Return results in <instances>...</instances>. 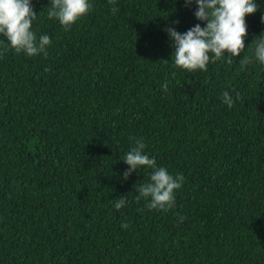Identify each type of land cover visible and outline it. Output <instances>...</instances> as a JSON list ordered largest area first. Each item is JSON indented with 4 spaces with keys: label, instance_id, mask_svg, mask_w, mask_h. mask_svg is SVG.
<instances>
[{
    "label": "trees",
    "instance_id": "obj_1",
    "mask_svg": "<svg viewBox=\"0 0 264 264\" xmlns=\"http://www.w3.org/2000/svg\"><path fill=\"white\" fill-rule=\"evenodd\" d=\"M89 2L65 30L32 0L47 56L0 35V264H264V65L239 63L264 33V0L240 56L194 72L174 66L165 31L203 27L194 2ZM224 91L241 99L229 108ZM141 138L184 177L169 210L135 198L151 169L123 178Z\"/></svg>",
    "mask_w": 264,
    "mask_h": 264
},
{
    "label": "clouds",
    "instance_id": "obj_2",
    "mask_svg": "<svg viewBox=\"0 0 264 264\" xmlns=\"http://www.w3.org/2000/svg\"><path fill=\"white\" fill-rule=\"evenodd\" d=\"M193 2L197 6L194 15L198 21L204 22L203 27L198 23L184 33L172 26L165 29L174 49V66L189 72L206 71L209 62L240 56L245 49L244 38L247 35L245 18L258 9L254 0H185V7H190ZM113 3L114 0H109V4ZM91 7L89 0H50L47 15L49 19L58 20L65 30H69ZM110 10L113 13L119 11L115 6ZM36 19L37 13L32 0H0V35L6 37L7 45L17 54L47 56L51 40L47 35L37 37L32 30ZM261 21L264 22V16ZM178 23L179 21L173 22ZM252 45L253 54L243 56L239 61L242 69L253 62L264 65V33L257 36ZM162 90H168L167 82L162 85ZM221 99L231 108L236 100L241 99V95L237 92L234 98L228 91H224ZM145 148L142 138L135 139L134 146L122 159L129 166L123 172V178L126 181L133 172L151 169L147 182L134 185L137 193L135 198L148 201L146 206L149 209L169 210L174 205L175 191L181 188L184 177L182 174L174 176L167 168L158 167L155 157L145 154ZM126 202V197L122 196L116 199L114 207L119 210ZM121 227L126 229L129 225L124 223Z\"/></svg>",
    "mask_w": 264,
    "mask_h": 264
}]
</instances>
